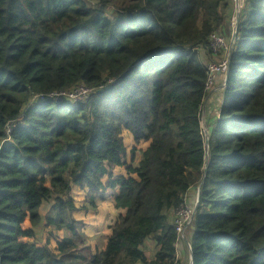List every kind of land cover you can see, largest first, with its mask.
Returning a JSON list of instances; mask_svg holds the SVG:
<instances>
[{
    "label": "trees",
    "instance_id": "obj_1",
    "mask_svg": "<svg viewBox=\"0 0 264 264\" xmlns=\"http://www.w3.org/2000/svg\"><path fill=\"white\" fill-rule=\"evenodd\" d=\"M230 4L0 0V264H175L168 220L197 188L192 264H264V0L242 2L207 154L201 131L199 54ZM78 86L97 92L38 99ZM102 204L99 248L75 214Z\"/></svg>",
    "mask_w": 264,
    "mask_h": 264
},
{
    "label": "built area",
    "instance_id": "obj_2",
    "mask_svg": "<svg viewBox=\"0 0 264 264\" xmlns=\"http://www.w3.org/2000/svg\"><path fill=\"white\" fill-rule=\"evenodd\" d=\"M237 0H234V4H236ZM209 50L208 52L212 56H218L217 54L221 53V55L227 54L229 47L223 37L218 33H212L208 38ZM220 59V56L218 57ZM212 60L207 62L205 67L206 73V81L204 84V91L208 93L210 88L215 82L216 77L224 76L228 70V62L227 58L223 61ZM97 91L85 88L83 86H78L75 89L71 90L69 93H52L47 96V98L40 97L38 98L40 101L50 100V101H65L71 104L83 103L89 98L93 93L95 94ZM9 130V127H8ZM9 132V131H7ZM197 192L199 188L196 189ZM185 201V200H184ZM185 203L179 209L173 211L168 220L169 224L174 227L176 234V242L179 241L180 236L183 233L184 227L187 226L191 222L193 210H190Z\"/></svg>",
    "mask_w": 264,
    "mask_h": 264
},
{
    "label": "crops",
    "instance_id": "obj_3",
    "mask_svg": "<svg viewBox=\"0 0 264 264\" xmlns=\"http://www.w3.org/2000/svg\"><path fill=\"white\" fill-rule=\"evenodd\" d=\"M230 2H231V0H230ZM242 2H243V0H238L239 8H241ZM229 8L230 9L226 13L228 19H226L225 23L223 24V26L219 30V33L221 34V36L223 35V37L225 39H228V40H229L231 32H232V30L230 28V20L232 19V17H234V14H235V9L232 6V2L230 4ZM206 52H207V50L203 49L202 51H200V54H199V56H200L199 60H200V62H201V64L203 66H205V64H207V54H206ZM218 81H221V79L219 77L217 78V80L215 82V85L217 84ZM216 89H218V87ZM214 91L215 90H213V92ZM209 98H210V95H206L204 100H203V102H202V107L205 105L204 111H207L206 115H204V119L202 118L201 113H200L201 124L203 122L204 127H205V132L207 134H208L209 128L212 126V123L218 117V109H219L220 104H221V92L219 94L218 100H216V101L215 100H210ZM202 107H201V109H202ZM213 113H215V115H213ZM197 193L198 192H197L196 189H190L188 191L186 197H185L184 203L187 206L194 208L196 200H197ZM108 202L109 201H107L106 203H108ZM101 206H103L104 214L100 215L98 217V220H97V217L95 218V220L97 222V232H102L104 226H103V228H101V227H102L103 223H106L105 222V215H106V213L109 214L107 205H103L102 204ZM110 218H111V216H110ZM184 230L186 231V238H184L181 241H177L176 242V255H177L176 258H177V261H176L175 264H190V262H191V257H190V251L188 249V244H189V247H190V236H191V233L193 231L192 221L189 224H187V226L184 227ZM105 236H106V234H105V231H104V232H102V234L100 236V239L98 241H94L95 244L99 248L101 246H103V244L105 242ZM152 257H153V252H152V255H151L150 258H152Z\"/></svg>",
    "mask_w": 264,
    "mask_h": 264
},
{
    "label": "rangeland",
    "instance_id": "obj_4",
    "mask_svg": "<svg viewBox=\"0 0 264 264\" xmlns=\"http://www.w3.org/2000/svg\"><path fill=\"white\" fill-rule=\"evenodd\" d=\"M231 2H232V6L235 9L234 0H231ZM230 28L232 30L231 35H230V38H229V40L228 39H225L226 43L228 44L229 50H230V44H231V37H232L233 31H234V17H232V19L230 20ZM222 37H223V35H222ZM229 50H228L227 54H225V52H224L223 55H221V53L217 54L218 56H221L220 59L218 57L216 58V57L210 55L209 52H206V54H207V62H209L211 59L212 60H218L219 59V61H223L225 59V57L227 58V62H228ZM199 63L201 65V62L200 61H199ZM225 76L226 75H224V76L223 75L222 76H218L221 79V81H218L217 84L215 85V82H216V80L218 78V77H216L215 82L212 85L213 88L207 94V95H210V98H209L210 100H215V101L218 100L220 92H221V95H222V90H223L224 84H225ZM217 87H218V89H216ZM213 90H215V91L213 92ZM204 109H205V105L201 109V116H202L203 119H204V115H206V113H207V111H204ZM213 115H215V113H213ZM201 131H202V135H203V132H205V127H204L203 122H202V126H201ZM123 144H124L125 150L128 151L129 148L131 147V141H130V139H129L128 136L124 138ZM117 172H118V170H117ZM76 200H78L77 207L78 208H81V205H83V202H84L83 199H81L78 196V197H76ZM86 206H87V204H85V207ZM188 208L190 210H194L192 207H188ZM81 210L82 209H80L79 211L76 212L75 217L78 220H82V223L84 224V227L89 226L91 224H94L95 226H97L96 223H95V221L93 220V217H88L83 212H80ZM46 213H47L46 212V208H44V210L42 211V214H46ZM42 214H41L42 221L40 222V224L38 225V227L35 228V243H37V244L38 243H41L42 241L45 240V234H44L43 228H42V226L44 224L43 218L45 216H43ZM103 214H104V209L102 208L101 212L97 215V220H98V217L100 215H103ZM109 218H110V215L108 213H106V215H105V222H107V220ZM105 224L106 223H103V225H102L101 228H103V226H105ZM84 227H83L82 232L84 231ZM102 232H104V228H103ZM102 232L93 233L92 234V237H91V240L92 241H98L100 239V236H101ZM54 235H56V234H54ZM184 238H186V231L185 230H183V233L180 236L179 241L183 240ZM188 246H189V244H188ZM188 249H189V247H188ZM142 250L144 251V253L146 254L147 257H151L152 252L154 253L153 243L151 241L147 240V242L144 244Z\"/></svg>",
    "mask_w": 264,
    "mask_h": 264
},
{
    "label": "water",
    "instance_id": "obj_5",
    "mask_svg": "<svg viewBox=\"0 0 264 264\" xmlns=\"http://www.w3.org/2000/svg\"><path fill=\"white\" fill-rule=\"evenodd\" d=\"M239 11H240V8H239L238 0H237L236 1V4H235V14H234V31H233V35L231 37L230 50H229V54H228V62H229V59H230V54H231L233 45H234V43L236 41V27H237V21H238ZM203 139H204V144H205V153L207 154V152H208V145H207V133L206 132H203ZM207 160H208V157L206 155V157H205V164H204V171L206 170ZM198 201H199V191L197 193V200H196L195 206L193 208L194 210H193V213H192V218H191L192 220H193L195 211H196L197 206H198ZM189 251H190V257H191L190 247H189ZM190 264H192V262H190Z\"/></svg>",
    "mask_w": 264,
    "mask_h": 264
},
{
    "label": "bare ground",
    "instance_id": "obj_6",
    "mask_svg": "<svg viewBox=\"0 0 264 264\" xmlns=\"http://www.w3.org/2000/svg\"><path fill=\"white\" fill-rule=\"evenodd\" d=\"M223 39L225 40V38H223ZM214 57L217 58V57H219V56H214ZM220 57H221V56H220ZM206 65H207V64H206ZM206 65H205V67H206ZM206 78H207V77H206ZM212 88H213V87H211L210 90H211ZM210 90H209V91H210Z\"/></svg>",
    "mask_w": 264,
    "mask_h": 264
}]
</instances>
